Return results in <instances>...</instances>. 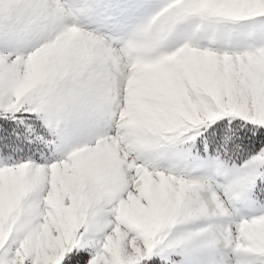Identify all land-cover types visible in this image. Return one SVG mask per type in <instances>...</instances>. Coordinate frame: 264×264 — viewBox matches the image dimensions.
I'll return each instance as SVG.
<instances>
[{
    "label": "snow or ice",
    "instance_id": "snow-or-ice-1",
    "mask_svg": "<svg viewBox=\"0 0 264 264\" xmlns=\"http://www.w3.org/2000/svg\"><path fill=\"white\" fill-rule=\"evenodd\" d=\"M0 264H264V0H0Z\"/></svg>",
    "mask_w": 264,
    "mask_h": 264
}]
</instances>
